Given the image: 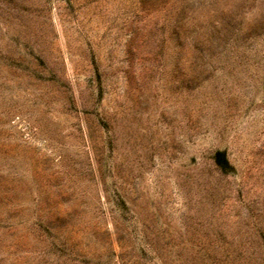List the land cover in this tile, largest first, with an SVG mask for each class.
Returning a JSON list of instances; mask_svg holds the SVG:
<instances>
[{
    "label": "rangeland",
    "instance_id": "obj_1",
    "mask_svg": "<svg viewBox=\"0 0 264 264\" xmlns=\"http://www.w3.org/2000/svg\"><path fill=\"white\" fill-rule=\"evenodd\" d=\"M0 264H264V0H0Z\"/></svg>",
    "mask_w": 264,
    "mask_h": 264
}]
</instances>
